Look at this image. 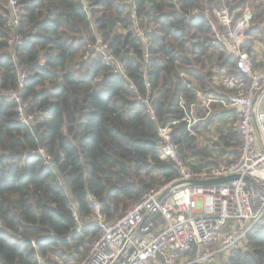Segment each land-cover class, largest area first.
Wrapping results in <instances>:
<instances>
[{"label":"trees","instance_id":"16d2710c","mask_svg":"<svg viewBox=\"0 0 264 264\" xmlns=\"http://www.w3.org/2000/svg\"><path fill=\"white\" fill-rule=\"evenodd\" d=\"M17 1L23 14L14 25L8 0H0V95L19 91L34 120L19 122L18 104L0 96V264H78L98 229L75 231L73 210L80 219L89 215L93 196L110 220L178 177L174 160L161 157L157 125L181 120L179 97L195 99L187 81L213 93L221 70L239 74L233 57L210 44L206 18L185 14L223 4L236 18L249 10L250 51L264 43V0ZM133 9L142 26L153 28L146 63L144 42L130 28ZM98 38L123 63L126 79L97 59L81 60L86 44ZM21 73L27 76L19 90ZM138 95L149 98L154 119ZM184 128L179 122L173 139L189 171L236 156V130L216 127L211 153L199 131L184 138ZM38 148L50 166L38 155L26 157ZM224 264H264V221Z\"/></svg>","mask_w":264,"mask_h":264},{"label":"built area","instance_id":"2783aa9c","mask_svg":"<svg viewBox=\"0 0 264 264\" xmlns=\"http://www.w3.org/2000/svg\"><path fill=\"white\" fill-rule=\"evenodd\" d=\"M8 6L15 25L23 11L17 0H8ZM185 17L206 18L211 31L210 44L233 57L239 74L221 70L216 77L220 88L210 94L188 84L195 99L187 103L182 95L179 97L181 120L157 125L161 157L174 160L178 177L151 188L131 202L120 216L110 220L102 214L101 205L93 196H88L89 215L80 219L73 210L75 231L90 226L98 229L78 264H224L254 226L264 221V59L252 57L255 46L247 49L251 14L243 10L236 18L232 9L223 4L214 9H193ZM130 18L131 30L144 42L146 63L153 28L141 25L135 9ZM257 44L264 51V43ZM93 59L109 66L118 78L126 79L123 63L101 38L87 43L82 53V61ZM38 64L42 65V61L38 60ZM26 76L20 74L19 90ZM181 76L187 78L183 73ZM129 87L134 89L132 85ZM2 96L18 104L19 122L27 126L34 120L33 115L26 113L19 91H8ZM136 102L145 106L151 119L155 118L148 97L138 95ZM198 109L203 111L202 115L197 114ZM226 109L237 117L235 130L240 141L236 156L218 161L207 171H189L178 158L173 128L183 122V137H191L198 127L209 126L210 120ZM28 155H38L43 165H51L43 148ZM231 177L234 178L218 181Z\"/></svg>","mask_w":264,"mask_h":264},{"label":"crops","instance_id":"0c3cea01","mask_svg":"<svg viewBox=\"0 0 264 264\" xmlns=\"http://www.w3.org/2000/svg\"><path fill=\"white\" fill-rule=\"evenodd\" d=\"M187 78H185V79H187ZM186 84L187 85L190 84L192 86L197 87V85L194 82L193 83H189L187 81ZM201 91L204 92L203 90H201ZM204 93L210 94V93H207V92H204ZM197 114L198 115H202L203 114V111L200 110V109H198L197 110ZM236 118H237L236 117V114L232 110H229V109L223 110L220 115H218L215 118H213V119L210 120L209 126L207 124H205V125H203L201 127H198L196 129V131H195V133H194L193 136H195L196 132L199 131L201 133V135H200L201 140H204L203 141V144H205L206 146H208V148L210 149L211 153H214L213 149L211 147H209V144L216 137L215 136L216 135V132H217L216 131V127L220 126V129L225 130V131H230L232 128H234L233 125H235ZM223 159H225V158H223ZM191 162L192 163H195L196 162V159H193Z\"/></svg>","mask_w":264,"mask_h":264},{"label":"rangeland","instance_id":"374dc122","mask_svg":"<svg viewBox=\"0 0 264 264\" xmlns=\"http://www.w3.org/2000/svg\"><path fill=\"white\" fill-rule=\"evenodd\" d=\"M249 11V10H248ZM249 13L251 14V12L249 11ZM259 42V41H258ZM257 42V43H258ZM257 43H254V46H255V48H254V54L252 55V57H254V58H258L259 60H261V59H264V51H263V48H260V47H258V44ZM234 126V128H232V130L234 129L235 130V125H233ZM89 245V244H88Z\"/></svg>","mask_w":264,"mask_h":264},{"label":"water","instance_id":"95a60500","mask_svg":"<svg viewBox=\"0 0 264 264\" xmlns=\"http://www.w3.org/2000/svg\"><path fill=\"white\" fill-rule=\"evenodd\" d=\"M232 178H234V177H231V178H223V179L218 180V181H219V182H221V181H228V180H230V179H232Z\"/></svg>","mask_w":264,"mask_h":264}]
</instances>
